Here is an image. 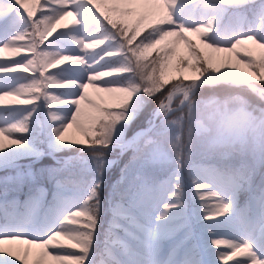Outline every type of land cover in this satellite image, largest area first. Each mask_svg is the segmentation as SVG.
I'll list each match as a JSON object with an SVG mask.
<instances>
[{"label": "snow or ice", "instance_id": "obj_1", "mask_svg": "<svg viewBox=\"0 0 264 264\" xmlns=\"http://www.w3.org/2000/svg\"><path fill=\"white\" fill-rule=\"evenodd\" d=\"M5 52L0 264H264V0H0Z\"/></svg>", "mask_w": 264, "mask_h": 264}, {"label": "rangeland", "instance_id": "obj_2", "mask_svg": "<svg viewBox=\"0 0 264 264\" xmlns=\"http://www.w3.org/2000/svg\"><path fill=\"white\" fill-rule=\"evenodd\" d=\"M191 10L194 11V12L196 11V6H195V3H194V2H193V4H192V6H191ZM67 20H68V21H67ZM64 21H67V23H64ZM64 21H61L60 24L57 25V31H60V30H66V29L64 28V25H68L69 22L72 23V18H71V17H68V18H66ZM228 23H229V21H228L227 19H224V20L222 21V27H223V28H226L227 25H228ZM69 26H70V25H69ZM214 27H215V24H214ZM53 35H55V33H53ZM49 39H51V37H50ZM192 39H193V40L196 42V44H197L201 49H203L205 52L210 51V50L204 49V45L201 43V41H200L199 39H197V37L193 36ZM45 43H47V41H45ZM181 48H183V45H181ZM27 54H28V53H27ZM220 54H222V53H215L214 55H215L216 57H218V58L221 59V55H220ZM233 54H234V53H233ZM234 55H235V54H234ZM17 57L19 58V56H17L16 54H14V53H12V52H5V53H3V54H0V60H6V59H18ZM61 66H62V65H61ZM246 69H247V67H246ZM247 70L249 71V69H247ZM188 73H190V72H188ZM25 74H26V75H31L30 72H29V73H25ZM88 92H89V96H90V98H91L92 100L97 101V102H99L100 97H105L106 99L108 98V94H107V93H97V92L94 91L92 88H89V89H88ZM108 106H109V107H115V103L112 102V103H110ZM82 107H83V108H87V105H85V104L82 103ZM66 134H67L68 136L81 135V136L83 137L82 133L79 132V130H77V132H76L75 130H72V129H70V128L68 129V131L66 132ZM5 144H6V145L10 144V141L7 140V139H5ZM23 163L27 164L28 161H23ZM10 174H11L10 172L0 171V178L5 177V176L10 175ZM117 175H118V173H117ZM189 184H190V180H189V178H188V176H187V172H185V186H186L185 190H186V193H187V202H188L189 210L191 211V209H193V208L196 206V203L193 201V196H195V197H196V201L199 202V203L201 204V209H200V210H201L202 212L206 211L207 214H208L209 216H213L214 209H213V208H210V207H208V206H207V208H204V207H203V204H202L203 201H200V200H199V194L195 192V189H193V188H191V187H188ZM168 197H171V193H168ZM163 198H164V197L162 196L161 199H163ZM21 199H23V197H21ZM160 208L163 209V204H162V203H161V205H160ZM230 211H231V210H230ZM225 215H227V214H225ZM213 218H214V219H221L222 217H220V216H213ZM81 222H82V221H81ZM208 222H209L208 220H205V221H204V223H208ZM59 240H60V242H61L62 244H65V245H67V244H69V243H72L71 241H69V240H67V239H66V240H61V239H59Z\"/></svg>", "mask_w": 264, "mask_h": 264}, {"label": "bare ground", "instance_id": "obj_3", "mask_svg": "<svg viewBox=\"0 0 264 264\" xmlns=\"http://www.w3.org/2000/svg\"><path fill=\"white\" fill-rule=\"evenodd\" d=\"M68 21V20H67ZM67 21H64V23H67ZM68 25H70V26H74V25H72V23H70L69 22V24ZM227 27H228V25H227ZM226 27V28H227ZM25 54H27L26 52H21L20 53V55H25ZM221 55V59H231V62H232V64L233 65H236L237 67H239V68H243L245 71H248L247 69H246V66L244 65V64H238L237 63V58H236V56L233 54V53H222V54H220ZM18 56V55H17ZM18 58V57H17ZM189 75H191V73H188ZM70 129H72V130H75L76 132H77V128H76V126H72V127H70ZM65 137H66V139L67 140H72V139H78V140H83L84 139V137H82L81 135H74V136H68L67 134H65ZM215 203H217V201L216 200H214L213 198H211V197H205V200L202 202V204L204 205V204H207V206L208 207H210V208H213L212 207V205H214ZM215 238H218V239H221V240H227V239H229V236L228 235H221V236H219V237H215ZM58 239H61V240H66V238H64V237H60V238H58ZM8 247H11L12 248V250L14 251V252H20L21 254H22V252H23V249L25 248V247H27V245H19V244H13V245H8ZM221 247H223V245H221ZM242 257H236L235 259H241ZM31 259H32V257L31 256H29V260L31 261ZM228 264H233V261H229L228 262Z\"/></svg>", "mask_w": 264, "mask_h": 264}, {"label": "trees", "instance_id": "obj_4", "mask_svg": "<svg viewBox=\"0 0 264 264\" xmlns=\"http://www.w3.org/2000/svg\"><path fill=\"white\" fill-rule=\"evenodd\" d=\"M115 106H116V105H115ZM48 162H49L48 160H45V163H48ZM258 179H259V178L257 177V181H258Z\"/></svg>", "mask_w": 264, "mask_h": 264}]
</instances>
